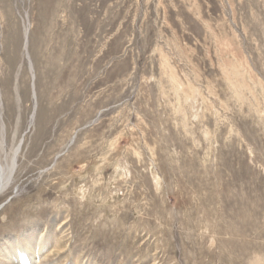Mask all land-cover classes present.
Wrapping results in <instances>:
<instances>
[{"label":"rangeland","instance_id":"obj_1","mask_svg":"<svg viewBox=\"0 0 264 264\" xmlns=\"http://www.w3.org/2000/svg\"><path fill=\"white\" fill-rule=\"evenodd\" d=\"M0 165V264H264V0H0Z\"/></svg>","mask_w":264,"mask_h":264},{"label":"bare ground","instance_id":"obj_2","mask_svg":"<svg viewBox=\"0 0 264 264\" xmlns=\"http://www.w3.org/2000/svg\"><path fill=\"white\" fill-rule=\"evenodd\" d=\"M13 170H14V166L13 168H11L9 175L6 178L4 168L3 166L0 165L2 189L3 187H5V185L10 183L8 181H11L10 179L12 178ZM37 236H35L36 237L35 240H37ZM25 239H26L25 241L26 243H24L25 245L20 247L14 246L10 249H6L5 256L7 258L6 260L7 263H2V264H49L48 263L49 260L46 262V259L51 256L50 255L51 253L55 252L54 246L50 244L49 239L46 238L44 235H42L40 237L41 242H39L40 246L39 245L36 246L35 244L37 241L35 242L32 241V238L28 239V236H26ZM55 264H58V262L56 261Z\"/></svg>","mask_w":264,"mask_h":264}]
</instances>
